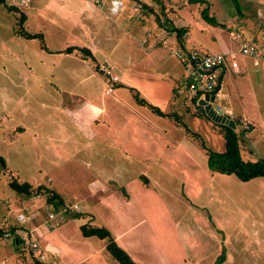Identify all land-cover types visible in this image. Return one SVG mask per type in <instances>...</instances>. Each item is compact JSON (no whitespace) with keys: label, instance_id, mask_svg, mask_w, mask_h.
I'll use <instances>...</instances> for the list:
<instances>
[{"label":"rangeland","instance_id":"374dc122","mask_svg":"<svg viewBox=\"0 0 264 264\" xmlns=\"http://www.w3.org/2000/svg\"><path fill=\"white\" fill-rule=\"evenodd\" d=\"M21 1L22 4H16L6 0L7 4L17 6L20 14L0 10V71H4L0 73V116L11 115L4 122L10 124L8 131H13L9 132L10 137L24 145L21 154L11 155L9 162L16 165L13 174L19 182L35 184L48 177L52 188L66 199L67 205H76L78 213L86 214L76 220L72 218L74 213L65 211L54 214V220L48 221L47 216L52 210L50 206L46 207L45 199L15 194L7 185V174H2L0 168V215L6 218L3 220L0 216V223L9 227L13 217L22 212L29 219L27 224L41 225V228L31 230L32 242L35 241L48 256L47 261L44 260L47 264H56L57 260L60 264H117L106 251L105 240L82 237L78 226L83 224L108 229L115 243L138 264H215L222 256V264H264V178L244 183L235 176L209 171L204 147L215 153L224 152V139L215 126L221 123L199 116L203 109L195 104L186 106L184 100L176 101L170 97L172 89L173 96L175 91L185 94L187 82L186 76L182 79L179 76L183 74L181 67L184 65L175 63V58L168 52L181 51L176 39L167 46L162 44L164 41L155 45L154 40H142L146 29L158 33V21H169L168 17L175 28L189 25L188 44L197 48L200 56L224 53L232 48L228 42L238 30L229 20L234 15L233 7L251 17L255 10H262L263 5L247 0H209L211 13L205 9L206 5L184 6L187 0H159L161 5L155 0H142L153 9V14L146 15L144 20L129 14L131 21L141 24L133 33L120 22L122 30L111 32L107 19L96 10L116 15L120 11L118 2L125 6L133 0H103L102 9L92 5L85 7L77 0L73 3L60 0L61 3H56L58 8L51 10L47 0ZM222 3L227 9L221 8ZM21 14L25 17L23 28L28 33H45L50 38L52 32L57 31V42L62 43L64 49L72 46L87 48L94 51L97 64L108 58L121 68H127L131 78L138 69L147 79H158L159 97L155 95L156 99L150 101L151 97H148V100L151 107L158 108L165 116L136 102V89L139 91L138 87L144 89L149 85L144 84L148 81L141 80L140 75H135L133 86L120 89L121 96H125V105L113 104L114 94H103V100L98 103L103 109L102 114L82 130L76 128L71 120L61 116V105L76 107L80 99H72L70 94L88 99V94L94 91L99 71L89 62L78 64L75 61L67 62L70 65L66 66L60 63L61 67L55 70L52 65L57 59L55 55H44L38 40H24L16 34ZM208 17L216 22H211ZM50 22H53L52 26ZM94 23L98 24L95 26L98 32L93 34ZM239 32L246 34L245 30ZM136 35L141 38L139 44L134 40ZM152 41L156 51L145 58L143 48L151 49ZM48 44L57 46L55 39ZM238 44L233 40L234 46ZM128 55L136 59L137 67L123 64ZM225 58V63L230 65L235 56ZM240 58L237 56L236 59ZM106 63L109 65L110 62ZM228 65L221 82V87L226 86L229 92L227 103L240 114L249 112L253 103L262 97L263 88L260 82L252 83L243 72L232 73ZM158 66L161 73L156 70ZM244 66L250 67L248 63ZM102 67L108 73L106 64L98 68ZM27 68L43 70L46 77L58 73L63 79V87L57 89L50 85L45 92L43 86L44 92L40 95L41 92H35L32 85L27 96L20 92L21 86L12 85L13 71ZM169 72L173 73L172 77L164 75ZM89 73H95L96 78L92 75L93 82L86 79L83 84ZM111 73L114 72L111 70ZM79 78L82 79L81 86L75 84ZM144 92L146 96V89ZM26 96L33 107L43 99L49 111L53 106L59 109V116L50 113L54 124L36 132L40 138L34 137L32 141L27 134L17 131L24 123V108L21 105L14 108V105ZM25 108L27 110V104ZM35 108L39 111V107ZM213 109L219 115L223 112L219 102L212 105ZM12 122L21 123L13 126ZM244 126L249 128L247 124ZM86 128L92 133L87 134ZM2 147L7 148L9 144H2ZM241 153L243 160L264 159V140L255 147L253 154L244 149ZM62 163L63 168L66 165L64 170L60 168ZM24 206L31 209L23 210ZM3 243L4 239H0V248H5ZM28 245L29 241L25 240V246ZM30 256L37 259L25 249L16 254L0 249V264H16V261L30 264Z\"/></svg>","mask_w":264,"mask_h":264},{"label":"crops","instance_id":"0c3cea01","mask_svg":"<svg viewBox=\"0 0 264 264\" xmlns=\"http://www.w3.org/2000/svg\"><path fill=\"white\" fill-rule=\"evenodd\" d=\"M11 1L15 2L16 4H22L21 0H11ZM23 1L25 2L27 0H23ZM66 1H70L71 3L74 2V0H66ZM133 1L134 2H129L125 5V6H128L125 10H123L125 7L124 3L118 2L117 9L120 11L116 15H111L109 13L106 15L102 10H100L98 8H96V10L98 11L99 14H101L103 17H105V19H107V21L109 22L108 24L110 25V28L112 29L111 32H113V31L116 32V30H118V29L122 30L123 26H120V24H118V22H120V23L124 24L125 26L130 27V30H132V32L134 33V31L136 30V26L141 25V24H137V22L131 21V19L129 18V14L138 15L137 16L138 20H144L146 15L153 14V9H151L149 4H146L142 0H133ZM155 1L158 4L160 3V5H161V2L159 0H155ZM244 1L246 2V0H244ZM247 1L251 4L254 3L255 1H257L258 4L263 5V9L262 10L261 9L255 10L254 13L252 14V16L249 17V16H246L245 14L241 13V11L238 7L236 9L233 7L234 15L230 16L229 20H231L233 22V24L235 25V27L238 28V30L235 32V34L236 35L239 34L241 39L240 40L235 39V37H234L235 34H234V36L232 37V40H230L228 42L230 47L232 45V48L226 49V52H224V53H216V54L225 55V57L226 56L229 57L230 55L234 54L235 58L233 60H235L237 62V70L234 71L231 68V72L236 74V75L241 74V72H243L244 75L252 83H259L260 82L259 85H261V88H263L261 90V93H260L262 97L260 99H258L259 101L257 100L253 103L251 108H249V109H251L249 112L243 111L244 112L243 114L242 113L240 114V112L236 111V109L234 107H231L227 103V100L229 97V92L226 89V86L221 87V82H222V80H223L222 78L225 74L226 65H228V63H225V65L223 66V69L221 71V75H220V77H221V80H220V89H221L220 96H219V98H217V97L214 98L213 102L207 101V103L210 105V107H212V105H214V103L219 102V106L221 107V110L223 111L222 112L223 115H228L230 117L229 120L232 121L233 123L236 121H239L240 124H242L241 126H239L240 124L237 123V126H235V129L237 128L236 129L237 131H239V132L241 131V134L243 136V142L240 145V155L241 156H242L241 149H244L245 152H247L248 154H253L255 147L258 146V144H259V142H261V140H264V136L262 135V134H264V132H263V129H264V102H262V98L264 96V66H262V67L255 66L250 59H246L247 57H244L238 53V49H239L241 43H243V42H248L250 44H254V45L258 46L260 49H262L264 52V18H262V17L260 18L258 16L259 13L264 14V0H247ZM76 2H78L79 4H83V6H85V7L90 6V5H92L94 8H95V6H100L101 9L103 8L102 3H104L103 0H77ZM56 3L58 4L61 2H60V0H47V2H46L47 6L49 7L48 9H50V10L52 8H58V7H56V5H57ZM79 4H77V5L80 7ZM135 4H141L144 9H142L138 13H134L133 7L135 6ZM188 4H199V5L201 4L203 6L206 5L205 9L212 13V11L210 10L212 5H210L209 0H187V2L186 3L184 2L183 5L188 6ZM9 5H11V4H9ZM129 5H130V7H129ZM144 5L147 6L148 8H145ZM120 6H121V8H119ZM221 8L227 9V5L222 3ZM0 10L3 12H8V11H6V9H4L3 6H0ZM125 11H127V12L124 13ZM48 17H50V16H48ZM211 17H213V16H211ZM167 19L170 22V26L172 28H175L171 22V18L167 17ZM178 19L180 20V18H178ZM160 21L163 22L162 20H160ZM50 25L52 26L53 22H50ZM96 25H98V24L97 23L93 24V27H94L93 31H95V32H93V34L98 32V29L95 27ZM148 25H149V23H148ZM88 26L91 27L90 24ZM187 26L185 25V26L179 28V29H184V33L186 32L187 38L183 42V46H181L180 44H177L178 45L177 48H179L181 51L190 50V51L199 52V50L197 48H194L191 46L192 44H188V41H190V36H189V30H188L189 25H187ZM100 29H102V28H100ZM240 29L243 32L245 30L247 35L245 33L241 34L239 32ZM88 30H89V32H91L90 29H88ZM42 31L45 32L46 30H42ZM57 34H58L57 31L52 32V37H50V38H48V36H46L45 33L42 34L45 50L41 49V47L39 46L40 50L43 52L44 55L46 54L47 56H52V55L56 56L57 59H56L55 63L52 64V65H54L55 70H56V68L61 67L60 63H64V66L70 65L69 63H67L69 61H75L78 64H86L89 62L92 66L95 65L96 69L98 71H99L98 67L101 65L106 64V66L109 68L107 75L99 71V73H98L99 77H97V78H96L95 73H93V74L89 73L90 76H86L87 78L85 77L83 84H86L85 83L86 79L88 81L93 82L92 75L96 78V84L93 87L94 91H92L91 93L88 94V96H87L88 99H84V97H81L78 95L70 94L69 95L70 98L76 99L77 97H79V99H80V102L77 103L76 107H74V106L68 107V106H65L64 104L61 105V108H62V111H60L61 116L66 117L67 119L71 120L72 124L76 128H78L79 130H82V127H86L87 125L92 124V122L94 120H96V117L102 114L103 109L101 108V106H99L98 103L103 100V94L105 96H110V95L114 94L115 97L112 96L111 102L113 104H116V105H120V104L125 105V102H124L125 96L124 95L121 96L120 89H122V88L125 89V87L127 88V87L133 86L134 83H136L135 75H140L141 80L143 79V81L144 80L148 81V82H144V84L146 86L149 85L148 87H145L144 89L138 87L139 91L136 89V91H137V97L135 96L136 102L139 99H141L148 106H150L149 100L151 99L150 101H152V100L156 99L155 95H157V97H159V91H160L161 87H160L159 83H158V85L156 84L158 79H157V81H154L153 79H147L146 75H143V73H141V72L139 73L138 69H136L138 71V73L134 74V76L131 78L129 76V71L127 68H125V67L121 68L120 65L116 64L115 62L110 61V59H108V58L102 60L101 63L97 64L96 59H95V53L93 50L91 51V53L95 59V63L82 59L80 54L77 53V51H73L71 54H64V53H62V51H64L66 48L65 49L62 48L61 45H63V44L62 43L59 44L57 42V40H58ZM155 34L157 35L156 40H155ZM136 37H137V35L134 36V40L139 44V41H141V38H140V36L137 38ZM47 38H48V40H47ZM52 39H55V44L57 46H54V47H56V48H54V47L50 46V44H48V42L50 43ZM175 39H176V43H178L177 38L175 37V35L172 32H170L165 27L160 26L158 33H154L153 31L146 29V31L144 32V38L142 40L144 42H148L149 40H154V42H156L155 45L158 44L159 42L164 41V42H162V44L164 46H167L168 44H171ZM233 40L237 41L239 43L238 46L233 45ZM152 46H153V41H152ZM154 46L150 47L151 49H149V50H147L146 48L145 49L143 48V50L145 51V54H143V56L146 55L145 58H147L150 55H152L153 53H155V52H153V50L156 51L155 49H153ZM72 47H76V46H72ZM67 48H69V47H67ZM76 48H79V47H76ZM169 54H170V52H169ZM40 56H43V55L40 54ZM237 56H240L241 58L236 59ZM173 60L175 61V59H173ZM106 62H110L109 65L111 67H109V65ZM175 63H178V62L175 61ZM244 63H248V65L250 67L243 68V67H245ZM123 64H125L126 67H137L136 59L135 58L132 59L130 57V55H128L125 58ZM228 66L231 67V65H228ZM181 68L183 70V74L182 75L179 74V76L182 79V76L185 77L187 74H186V67H184V68L181 67ZM89 70H91V69L89 68ZM111 70L114 73H111ZM156 70L158 73H161V71H162L160 66H158L156 68ZM2 72H4V71H0V73H2ZM91 72H92V70H91ZM12 75L14 77V79H12L13 80L12 85L15 87L21 86L20 92H23L25 94L27 93V96L29 95V92L32 91L30 89V87L32 85L35 87V92H37V91L41 92L40 95L43 94V92H44L43 86H44L45 92L47 91V88L50 85L53 87H56L57 89H59V87H61V88L63 87V79L58 77V73L57 74L52 73V74L48 75L49 77H46L43 70L27 68L24 70H16L15 69L13 71ZM164 75L166 77H172L173 73L169 72V73H165ZM111 77H115L117 79L115 84L110 83ZM81 81H82L81 78L76 79L75 84H78L81 86L82 85ZM174 81H176V80H174ZM177 81H179V80H177ZM110 86L112 87V91L110 93H108V88ZM145 89H146V93H148V94H146V96L144 94ZM172 93L174 94V89L170 90V97L175 98L176 101L177 100L178 101L184 100L183 105L188 106V105H190V103H193V100L195 99V105L198 108L203 109V107L201 105H198V102L202 99H199V98L196 99L195 97H193L188 92L187 88H185V94H183L179 91H175V96H173ZM138 94L142 98H140ZM27 96L24 99L20 98L18 100L17 104L14 105V108H17L18 105H21V107L24 108V110H23L24 123H23V126L17 128V131H21V133L27 134L26 137L30 141H32L34 137L38 136V138H40L36 132L44 131L45 129H47L48 124H54V122L52 123L54 118L52 117L53 119H50V117H51L50 113L54 114L55 116H57V115L59 116V109H58V106L56 108L53 106L54 108L52 107L51 111H49L47 103H45L43 101V99H41L40 102H37V106H35V107H39V111H37L36 108L32 106L33 104L27 99ZM148 97H151V98H149V100H148ZM187 101H189L188 104H187ZM25 104H27V110L25 108ZM31 111H35L36 113H31ZM158 111H159L158 114L160 116H165V113H163L159 109H158ZM37 113H39V114H37ZM203 113L205 114L204 109H203L202 114ZM8 116H9V118H11V115H8ZM8 116H0V157H2V159L4 160L5 166H6L7 172H4V173L7 174V180L9 179V177H12V176L15 177L13 172L16 171L14 168V167H16V165L10 164L9 161H11V159L9 157L11 155L19 156L21 154L23 148H24L23 144H17L13 140L14 138L10 137L11 133H9V132H13V131H8L10 124L4 123L6 121V119L8 118ZM138 119L140 120V118H138ZM233 119H235V120H233ZM50 120H51V123L49 122ZM211 121H213V120H211ZM12 123L14 126V125L21 123V122H12ZM56 123L57 124L55 127H56V130H58V122H56ZM141 123H143V122L141 121ZM243 123L248 125V127H249L248 130L243 129V126H244ZM258 125H260V128L258 127ZM86 129L88 131L87 134L92 133V130L89 131V128H86ZM184 130L189 131L187 128H184ZM2 144H9V147H7V148L2 147ZM245 161H247V160H245ZM65 166L63 168V163H62L60 165V168H63V170H64ZM142 178H144V177H142ZM26 183H28V182H26ZM30 184H34V183H30ZM35 184H38V185L43 184V185H47V186L49 185L51 190H53L59 196L64 198L61 194L58 193V191L55 188H52V182L50 181V179L48 177L43 179L42 182L36 181ZM7 185H8V181H7ZM30 198L33 199V198H43V197L36 196V197H30ZM45 205L47 208L49 207L46 204V202H45ZM26 209H31V208L29 206H24L23 210H26ZM20 215H24V214H22V212H19L16 216L13 217V221L10 222V224H9V226L16 227L18 229L17 231L14 232L15 234L5 235L3 237V239H4L3 244L5 245V248H0V249H3V251L7 250V253L11 252L13 254H16V253H19L20 251H22L24 249L29 252L28 247L25 246V240H28L29 244L32 243V241L34 240L32 238L33 232H31V230L34 231L35 229H37L39 224L34 225L35 222H33L32 224H30V223L29 224L19 223L17 221V217ZM0 216L3 217V220L6 219L5 215L1 214ZM54 216H56V215H54ZM47 219H48V221H50L48 216H47ZM54 223L57 225L56 221ZM60 225L61 224H59V226ZM0 226H3V224L0 223ZM5 226L6 225H4L3 227H5ZM3 227H0V228H3ZM38 228H41V225ZM78 228H79V226H78ZM21 246H23L22 250L20 249ZM39 251H40V253H42L40 248H39ZM46 257H48V256L47 255L45 256V259L47 261ZM15 258L17 260V256ZM46 261L44 263L47 264ZM18 262L19 261H16V264H18ZM20 264H29V263L26 262V263H20ZM56 264H60V260H57Z\"/></svg>","mask_w":264,"mask_h":264},{"label":"trees","instance_id":"16d2710c","mask_svg":"<svg viewBox=\"0 0 264 264\" xmlns=\"http://www.w3.org/2000/svg\"><path fill=\"white\" fill-rule=\"evenodd\" d=\"M0 6H3L6 11L13 14H20L18 11V8L12 5H8L6 0H0ZM145 8H148L144 5ZM143 9V6H142ZM205 13V10L203 12ZM206 17V15L204 16ZM208 20H211V22L214 21V19L209 18ZM25 22V17L21 14L18 17L17 25H18V31L16 34L23 38L24 40H38L40 43L41 49L45 50L44 47V41L42 34H31L25 31L23 28ZM161 21H158V23ZM215 22V21H214ZM160 26L163 27H170L168 29L170 32H172L175 37L177 38L178 44L183 46V38L182 35L184 33V29H177L172 28L170 26L169 21H163L159 23ZM73 51H77V53L80 54L81 58L84 60H88L90 62L95 63V59L91 53V51L87 48H76V47H69L66 48L62 53L64 54H71ZM221 77L218 78V87L220 84ZM137 97V96H136ZM198 99V95L195 97ZM138 103L141 102V104L148 106L143 100L139 99L137 101ZM193 103L195 104V99L193 100ZM152 110H155V112H159L157 108L149 106ZM199 116H204L206 119L208 117L203 113H201ZM237 123L240 124L239 121L234 122V125L237 126ZM219 128L220 133L222 134V137L224 139L225 143V150L223 153H215L208 149H205V154L207 157V166L209 171L212 174H221V175H232L235 176L240 182H249L254 179L258 178H264V159H259L257 161L251 162V161H245L242 159L240 155V145L243 142V136L241 132H237L236 130L231 129L227 125L223 124H217L215 125ZM241 126V124L239 125ZM248 130V129H246ZM0 168L1 173L3 174L6 171V166L4 163V160L2 157H0ZM8 187L17 195H23L27 198L30 197H43L45 199V202L48 206H51V210L53 214L56 213H62L63 211L74 213L72 215V218L78 220L84 217L85 213H78L75 211H69L71 208V205L66 204V199L59 196L57 193H55L49 185H43V184H30L26 182H19L15 177H9L8 179ZM18 229L16 227L7 226L4 228H0V239H3L5 235H13L14 232ZM80 233L82 237L84 238H97L99 240H105L106 241V251L114 258V260L117 262V264H138L128 256V254L121 249L115 241L112 239L110 232L108 229L104 227H97V226H91L88 224H83L79 226ZM31 263L30 264H46L44 262H40L37 259L30 256ZM224 262V257H219L215 264H222Z\"/></svg>","mask_w":264,"mask_h":264},{"label":"built area","instance_id":"2783aa9c","mask_svg":"<svg viewBox=\"0 0 264 264\" xmlns=\"http://www.w3.org/2000/svg\"><path fill=\"white\" fill-rule=\"evenodd\" d=\"M142 10L141 4H136L133 7V12L138 13ZM258 16L261 18H264V14H258ZM235 39L240 40L241 37L239 34L234 36ZM182 38L186 40L187 35L186 33H183ZM170 54L175 58L176 61H178L180 64L184 65L186 67V88L188 92L193 96L196 97L198 95L199 99H204L205 95L211 96L213 95L214 98H219L220 96V84L218 87V78L219 75L223 69V66L225 65L226 58L225 55L215 54V55H204L200 56L198 52L196 51H169ZM238 53L244 57L250 58L255 66H264V52L262 49H260L258 46L254 44H250L248 42L241 43ZM232 70H237V62L235 60H232L231 63ZM100 72H105L104 74H107L106 68L99 69ZM116 78L111 77L110 83L115 84ZM112 91V87L110 86L108 88V93ZM213 113L216 116L219 117H229L228 115L218 114V111L212 110ZM230 119V117H229ZM245 129H247L246 126H244ZM72 212H78V208L76 205L71 206ZM63 211L62 213H64ZM54 214L49 213L48 218L50 220H54ZM17 221L19 223H27L29 221L27 216L20 215L17 217ZM56 225V224H55ZM28 250L34 254V256L37 258L38 261L44 262L45 256L40 253L39 247L36 243L32 242L28 246Z\"/></svg>","mask_w":264,"mask_h":264},{"label":"water","instance_id":"95a60500","mask_svg":"<svg viewBox=\"0 0 264 264\" xmlns=\"http://www.w3.org/2000/svg\"><path fill=\"white\" fill-rule=\"evenodd\" d=\"M213 100H214L213 95L211 96L205 95L204 99L198 102V105H201L203 107L205 114L215 123H221V124L229 126L231 129H235L234 123L229 120V117H226V116L219 117L213 113L210 105L207 103V101L213 102Z\"/></svg>","mask_w":264,"mask_h":264},{"label":"bare ground","instance_id":"6f19581e","mask_svg":"<svg viewBox=\"0 0 264 264\" xmlns=\"http://www.w3.org/2000/svg\"><path fill=\"white\" fill-rule=\"evenodd\" d=\"M99 4V3H98ZM136 5V4H135ZM119 8H121V6L119 7ZM144 9V8H143ZM143 12V11H142ZM191 49V48H190ZM108 68V67H107ZM187 78V77H186ZM114 88V87H113ZM230 115V114H229ZM233 118V117H232ZM233 120H235V119H233ZM236 123V122H235ZM244 124V123H243ZM242 125V124H241ZM241 132V131H240ZM243 133V132H242ZM244 134V133H243Z\"/></svg>","mask_w":264,"mask_h":264}]
</instances>
